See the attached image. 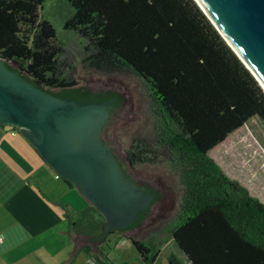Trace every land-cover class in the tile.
Returning a JSON list of instances; mask_svg holds the SVG:
<instances>
[{"label": "trees", "instance_id": "16d2710c", "mask_svg": "<svg viewBox=\"0 0 264 264\" xmlns=\"http://www.w3.org/2000/svg\"><path fill=\"white\" fill-rule=\"evenodd\" d=\"M44 2L0 0V59L60 99L115 98L77 88L73 52L56 43L52 24L39 16ZM67 2L71 14L63 27L76 37L80 63L100 74L131 75L146 91L149 129L127 160L132 166L164 161L180 195L172 216L142 241L124 231L102 238L105 218L90 204L68 213L69 232L97 243L81 250L103 264L104 251L125 238L139 264H154L170 242L191 264H264V206L208 157L251 119L264 123V91L253 75L194 0ZM113 235L119 237L112 245ZM166 264L181 262L169 254Z\"/></svg>", "mask_w": 264, "mask_h": 264}, {"label": "water", "instance_id": "95a60500", "mask_svg": "<svg viewBox=\"0 0 264 264\" xmlns=\"http://www.w3.org/2000/svg\"><path fill=\"white\" fill-rule=\"evenodd\" d=\"M194 1L264 91V0ZM0 126L17 129L105 218L102 238L150 213L158 183L146 164L129 167L133 141L111 100L60 99L0 59Z\"/></svg>", "mask_w": 264, "mask_h": 264}, {"label": "rangeland", "instance_id": "374dc122", "mask_svg": "<svg viewBox=\"0 0 264 264\" xmlns=\"http://www.w3.org/2000/svg\"><path fill=\"white\" fill-rule=\"evenodd\" d=\"M70 14L71 9L67 0H45L39 11L40 18L52 24L56 33V43H63L66 48L73 52L72 60L75 67L74 77L78 84L77 88L102 95H114L115 103L112 107L134 142L137 138L144 136L149 129L146 91L140 82L131 75L100 74L88 70L80 63L79 52L75 48L78 45L76 37L71 31H67L63 27ZM9 65L15 69L17 68L11 62H9ZM208 157L227 178L237 182L247 191L249 196L257 198L264 206L263 122L258 118L251 119L239 130L228 136L223 144L210 150ZM146 165L158 183L150 213L137 226L124 231L122 234L125 238L131 237L140 241L144 240L145 237L149 236L172 216L180 197L178 186L173 181L167 163L163 161L158 164ZM60 180L64 182L62 178ZM76 193L78 196L77 191ZM80 203L81 205L88 204L86 201ZM83 207H78V209ZM125 238L124 242L114 244V249L119 256L115 258L110 251L106 250L109 252V260H107L108 262L104 260L103 264L118 263L119 260L127 264H139V261L134 259V257H138L137 252ZM79 240L80 246L90 244L94 248L97 245L96 242L83 237H79ZM169 254H173L180 260L181 264H185L182 252L173 243H168L161 248L160 256L154 264H166Z\"/></svg>", "mask_w": 264, "mask_h": 264}, {"label": "crops", "instance_id": "0c3cea01", "mask_svg": "<svg viewBox=\"0 0 264 264\" xmlns=\"http://www.w3.org/2000/svg\"><path fill=\"white\" fill-rule=\"evenodd\" d=\"M53 172L17 129L0 126V264H95L66 219L85 201Z\"/></svg>", "mask_w": 264, "mask_h": 264}, {"label": "flooded vegetation", "instance_id": "af4514ba", "mask_svg": "<svg viewBox=\"0 0 264 264\" xmlns=\"http://www.w3.org/2000/svg\"><path fill=\"white\" fill-rule=\"evenodd\" d=\"M111 101H112V104H114V97H112V98H109ZM127 153V152H126ZM125 153V154H126ZM126 161H127V163H128V165H129V167H131V168H134L135 166H132L130 163H129V161L127 160V154H126Z\"/></svg>", "mask_w": 264, "mask_h": 264}, {"label": "built area", "instance_id": "2783aa9c", "mask_svg": "<svg viewBox=\"0 0 264 264\" xmlns=\"http://www.w3.org/2000/svg\"><path fill=\"white\" fill-rule=\"evenodd\" d=\"M55 179H60V177L57 175V174H55Z\"/></svg>", "mask_w": 264, "mask_h": 264}]
</instances>
